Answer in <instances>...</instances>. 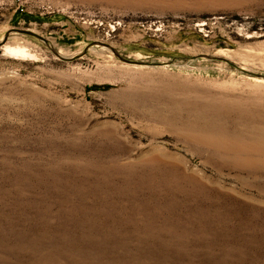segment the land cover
Segmentation results:
<instances>
[{"label":"rangeland","instance_id":"1","mask_svg":"<svg viewBox=\"0 0 264 264\" xmlns=\"http://www.w3.org/2000/svg\"><path fill=\"white\" fill-rule=\"evenodd\" d=\"M21 2L0 264H264V0Z\"/></svg>","mask_w":264,"mask_h":264},{"label":"bare ground","instance_id":"2","mask_svg":"<svg viewBox=\"0 0 264 264\" xmlns=\"http://www.w3.org/2000/svg\"><path fill=\"white\" fill-rule=\"evenodd\" d=\"M5 49V48H4ZM8 52H13L15 54H25V49L23 47H19V46H8L6 47Z\"/></svg>","mask_w":264,"mask_h":264},{"label":"water","instance_id":"3","mask_svg":"<svg viewBox=\"0 0 264 264\" xmlns=\"http://www.w3.org/2000/svg\"><path fill=\"white\" fill-rule=\"evenodd\" d=\"M15 31H18V32H21V33H27V34H31V35H35L39 38H41V36L37 35L35 32L31 31V30H25V29H14ZM6 38V35L3 37L2 40H0V45L3 44L4 40ZM127 61H130V60H127Z\"/></svg>","mask_w":264,"mask_h":264},{"label":"built area","instance_id":"4","mask_svg":"<svg viewBox=\"0 0 264 264\" xmlns=\"http://www.w3.org/2000/svg\"><path fill=\"white\" fill-rule=\"evenodd\" d=\"M17 8H18L20 11H23V10H24V7H23V5H22L21 0H17Z\"/></svg>","mask_w":264,"mask_h":264}]
</instances>
